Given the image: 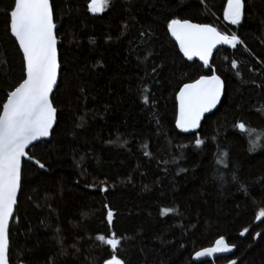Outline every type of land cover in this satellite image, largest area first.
<instances>
[{
	"label": "trees",
	"instance_id": "1",
	"mask_svg": "<svg viewBox=\"0 0 264 264\" xmlns=\"http://www.w3.org/2000/svg\"><path fill=\"white\" fill-rule=\"evenodd\" d=\"M10 2L0 0V101L22 76ZM89 2L50 0L55 125L27 151L47 172L23 164L11 264H104L112 254L125 264H196L221 237L235 249L223 264H264V146L250 151L256 136L236 127L264 133V0H243L238 25L224 20L227 0H110L99 14ZM174 18L242 43L221 48L211 68L188 63L167 31ZM213 73L224 84L219 107L196 134L179 135L176 93ZM113 233L116 252L96 239Z\"/></svg>",
	"mask_w": 264,
	"mask_h": 264
},
{
	"label": "snow or ice",
	"instance_id": "2",
	"mask_svg": "<svg viewBox=\"0 0 264 264\" xmlns=\"http://www.w3.org/2000/svg\"><path fill=\"white\" fill-rule=\"evenodd\" d=\"M110 0H90L87 10L99 13L109 6ZM243 0H227L224 8V20L231 25H238L243 15ZM8 29L19 51L22 53V76L20 81L6 93L0 101V264H11L10 253V218L17 203V192L21 186L22 160L31 161L40 169L45 165L36 160L26 149L41 138L49 137L53 128L56 108L50 100V93L57 83V39L54 33V12L49 0H11L6 11ZM167 31L174 38L179 53L188 61L197 58L205 68H211L210 57L217 45L235 48L242 42L237 35H227L206 23H191L188 20L171 19ZM143 35V33H142ZM233 69L237 67L232 61ZM222 81L216 74L200 75L191 83H183L175 95L177 112L175 127L182 132L196 129L204 113L217 105L221 97ZM144 91H147L145 89ZM145 97V101H146ZM242 133L255 135L250 140V151L264 146V133H256L246 128L244 123L236 125ZM201 141L196 140L199 146ZM147 155V153H145ZM223 163V160H219ZM103 191V189H101ZM107 207V205H105ZM161 214L172 209L162 208ZM264 217V210L256 216ZM106 219L111 226L112 211ZM248 231L244 229L240 234ZM97 240L108 246L113 252L118 249L119 239L98 235ZM231 248L221 237L215 246L197 251L195 256L211 257L216 253H225ZM104 264H125L117 255L112 254ZM235 264V261H229Z\"/></svg>",
	"mask_w": 264,
	"mask_h": 264
},
{
	"label": "water",
	"instance_id": "3",
	"mask_svg": "<svg viewBox=\"0 0 264 264\" xmlns=\"http://www.w3.org/2000/svg\"><path fill=\"white\" fill-rule=\"evenodd\" d=\"M49 2H50V0H49ZM50 7H51V3H50ZM189 22H190V21H189ZM191 23H194V22H191ZM54 24H55V23H54ZM56 30H57V26L54 28V33H56ZM9 34H10V31H9ZM168 34H169V37H170V39L172 40V42L176 45V42H175L174 38L171 37L170 33H168ZM55 35H56V34H55ZM10 37H11V38L13 39V41L15 42V39H14V37L11 36V34H10ZM56 39H57V38H56ZM59 43H60V42L57 40V62H58V68H57V83H58L59 71H60V65H59V60H58V46H59ZM15 44H16L18 50H19L18 44H17L16 42H15ZM176 46H177V45H176ZM227 47H228V48H231V47H229V46H227V45H217V47L213 49L212 56L210 57V63H211V61H212V59H213L215 53H217L221 48H227ZM177 48H178V46H177ZM178 49H179V48H178ZM19 52H20V51H19ZM20 55H21V57H22V53H21V52H20ZM181 56H182V54H181ZM182 58H183L186 62H188V63H194V62H197V63H200V64H201V62H200L197 58H195V57L193 58L192 61H188V60H187L186 58H184L183 56H182ZM211 75H212V74H211ZM221 81H222V80H221ZM57 83H56V85H54V87H53V92L50 93V100H51V97H52V95H53V93H54V91H55V89H56ZM222 84H223V82H222ZM223 91H224V84H223L222 91H221V97H220L219 101L217 102V105H216L214 108L210 109L208 112H206V113H204V114L202 115V117H201V121H200V124L198 125V127H197L196 129H190L188 132H182L181 130H179V129H177V128L175 127L176 132H177L179 135H182V136H192V135L196 134V133L199 131V127H200V125H201L203 119L206 118V117H208V116H210V115H212V114L217 110V108L219 107V105H220V103H221V101H222ZM175 102H176V99H175ZM176 112H177V105H176ZM55 118H56V115H55ZM54 125H55V120H54L53 127H54ZM52 130H53V128L50 129V134H51ZM49 139H50V135H49V137L41 138V139L38 140V141H34L33 144L36 145V144H38V143H40V142H44V141H47V140H49ZM30 147H32V145H30V146L26 149V152L28 151V149H30ZM24 163L29 164V165L35 167L36 169H38V170L41 171V172H47L46 168H44V169H40L38 166L34 165L31 161H28V160H22V167H23V164H24ZM19 192H20V188L18 189V192H17V201H18ZM16 206H17V203L14 205L13 216H14V214H15ZM13 216L10 218V226H11V223H12V220H13ZM213 246H215V243H214ZM213 246H212V247H213ZM230 248H231V250L228 251V252H225V253H216V254H213V256H211V257H200V258H197V257L195 256V254H194L193 257H192V260H193L194 263H196V264H200V263H202V262H213V261H215V260H217V259H220V258L231 257V256L234 254L235 249H234V247H232V246H230ZM200 251H201V250H200Z\"/></svg>",
	"mask_w": 264,
	"mask_h": 264
},
{
	"label": "flooded vegetation",
	"instance_id": "4",
	"mask_svg": "<svg viewBox=\"0 0 264 264\" xmlns=\"http://www.w3.org/2000/svg\"><path fill=\"white\" fill-rule=\"evenodd\" d=\"M209 263H212V264H223V263L221 262V260H219V259H217V260H215V261H213V262H209Z\"/></svg>",
	"mask_w": 264,
	"mask_h": 264
},
{
	"label": "rangeland",
	"instance_id": "5",
	"mask_svg": "<svg viewBox=\"0 0 264 264\" xmlns=\"http://www.w3.org/2000/svg\"><path fill=\"white\" fill-rule=\"evenodd\" d=\"M100 13V12H99ZM99 13H95V14H99ZM92 14H94V13H92Z\"/></svg>",
	"mask_w": 264,
	"mask_h": 264
}]
</instances>
